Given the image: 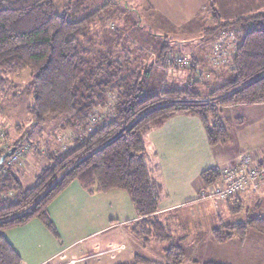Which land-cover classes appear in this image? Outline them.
<instances>
[{
    "label": "trees",
    "instance_id": "obj_1",
    "mask_svg": "<svg viewBox=\"0 0 264 264\" xmlns=\"http://www.w3.org/2000/svg\"><path fill=\"white\" fill-rule=\"evenodd\" d=\"M204 1L212 25L205 32L227 29L235 38L230 61L219 66L229 71L231 79L210 89L211 103L200 102L201 94L192 84L163 87L160 93L149 95L143 74L117 75L121 71L111 70L109 64L92 66L87 32L98 10L80 17L79 7L70 12L58 0H0V83L9 75L26 72L32 94L27 114L32 126L42 129L53 122L60 130L76 134L63 152L37 150L36 161L41 167L31 185L25 186L10 170L0 172V194L14 193L0 199V264H22L3 232L34 218L52 227L47 206L72 181L88 192H126L141 218L131 231L143 240L167 245L163 263L142 257L136 258L137 263H184L182 248L167 235L171 228L157 219L164 191L158 166L152 163L155 153L147 150L145 137L170 117L190 113L202 123L209 144L216 146L228 135L218 117L223 107L264 102V13L222 22L215 1ZM164 48L158 59L164 60ZM106 90L113 97V113L106 112L90 130L94 109L107 105ZM23 140L24 135L12 145ZM200 177L204 185L213 184L219 178V167L204 170ZM242 194L225 200L230 214L242 211ZM262 203L257 200L252 210ZM255 212L243 222L221 223L212 230V237L222 243L234 237L243 241L249 231L264 236V215Z\"/></svg>",
    "mask_w": 264,
    "mask_h": 264
},
{
    "label": "crops",
    "instance_id": "obj_2",
    "mask_svg": "<svg viewBox=\"0 0 264 264\" xmlns=\"http://www.w3.org/2000/svg\"><path fill=\"white\" fill-rule=\"evenodd\" d=\"M214 1L222 22L262 14L260 9L264 7L261 3L257 6V0ZM145 2L153 16H159L165 22L182 25L203 14L204 24L211 23L204 0ZM226 30H219L217 38L207 49L211 50L224 32L230 33ZM227 43L231 44L230 38L227 39ZM212 63L211 59L208 60L209 79H226L229 71ZM229 110L236 111L234 115L236 119H239V112L242 111L240 118L245 123L244 131L236 134L235 149L229 150L231 152L229 160L237 158L240 150H243L257 152L259 161L264 162V102L223 107L221 113ZM239 121L232 124H238ZM243 121L240 122L241 127ZM145 143L149 153H155L152 163L158 166V179L164 191L156 213L158 221L171 228L167 235L171 237L173 243L180 247V244L187 246L181 248L183 253L185 249L189 251L192 257L188 260L193 264L211 262L212 260L202 258L200 253H203L205 247L223 244L216 242L211 235L212 230L218 226L213 225L206 231L203 229L199 231V224L183 226L177 217L172 216L177 210L184 208L189 217L199 215L198 205L203 201L213 203L219 211L221 207L228 212L225 201L201 198L207 193L208 186L203 184L200 174L206 170V156L211 164L216 163L215 168L228 163L229 160H221V147L219 144L216 146L209 144L201 122L190 113H178L167 119L160 127L153 128L146 135ZM222 144L225 145L226 142ZM226 152L225 149L223 153ZM241 199L244 205L248 204L250 211L257 200H262V206L259 209L256 207L254 211L264 210V190L254 195L243 196ZM47 213L52 227L37 218L22 224L28 233L35 234V238L30 235L26 256H21L13 246L14 232L8 230L3 233L20 255L22 264H146L137 263V257L159 263L165 261L163 251L167 247L166 244L143 240L131 231L133 225L141 218L123 190L88 192L78 182L72 181L50 201ZM193 222L198 223V220ZM36 233L41 236L36 237ZM251 236L254 240L261 239V236L254 233Z\"/></svg>",
    "mask_w": 264,
    "mask_h": 264
},
{
    "label": "rangeland",
    "instance_id": "obj_3",
    "mask_svg": "<svg viewBox=\"0 0 264 264\" xmlns=\"http://www.w3.org/2000/svg\"><path fill=\"white\" fill-rule=\"evenodd\" d=\"M145 1L58 0V4H62L64 7L67 6L70 12L78 11L77 8L79 7L82 10L79 13L81 14L80 17L99 11L94 25L87 32L88 50L90 51L88 59L92 66L102 63L109 64L112 66L111 70L121 71V74L117 73V75L130 72L143 74V77L146 78L145 92L149 95L160 93L163 87L183 88L187 84H192L197 92L201 94L199 101L211 103L210 89L219 87L231 79L229 78L230 73H228L226 79H209L208 60L213 56L215 48L214 45L211 50L207 47L217 38L219 30L206 33L205 29L211 28L212 25L211 23L204 24L203 14L182 25L165 22L159 16H153ZM260 3L264 5V0L256 1L257 6ZM260 10L264 13V7H261ZM164 46L163 53L166 58L174 59L180 55L179 57L188 64L168 63L165 57L164 60L158 59L160 49ZM167 51H169V54H167ZM146 66L150 67L144 69ZM163 69H165V72ZM146 70L149 74L145 73ZM6 78L5 82L0 83V131L3 134V138L0 139V172L4 173L10 170L19 175L25 186H29L33 183L34 176L41 167L36 161L35 154L37 150H43L44 152L49 148L56 153L58 151L63 152L76 134L73 132L74 130H60L59 125L53 122L42 129L34 125L33 127L31 124L32 119L27 114V106L30 105L32 99L31 91L28 88L30 83L28 74L24 72L16 76L9 75ZM104 95L107 105L105 107L98 105L94 109V113L89 117L90 130L94 124L100 123L106 112L108 114L113 113V97L107 90ZM92 99H95V97ZM241 112H239V119L234 118L236 114L234 110H229L218 116L227 123L225 129L228 132V135L218 143L221 147V160L227 161L230 159L231 152L229 150L235 149L234 144H237L236 134L244 131L245 123L240 118ZM238 120H240L238 124H232ZM242 121L241 127L240 122ZM23 135V141L16 146L12 145ZM222 142H226V144L223 145ZM222 146L224 147L222 148ZM21 148H26L25 154L12 168H7V160L16 150ZM225 149L227 152L223 153ZM9 151L11 153L6 156ZM244 152L247 151L240 150V153ZM240 153L239 155H241ZM207 158L206 156L205 169L215 167L216 163L211 164ZM9 193L7 195L1 193L0 199H5L6 196H14V193H11L12 195H9ZM124 193L126 194L125 191ZM245 195L242 194V196ZM198 206L199 215L189 217L184 208L177 210L172 217H177L183 226L199 224L198 230L203 229V231H206L207 228L213 225L243 222L248 217L256 215L254 210L249 212V209H247L248 204L243 206L242 211L235 215L224 211V209L222 210L221 207L219 211L216 205L207 201L201 202ZM257 214L264 215V211L260 210ZM194 220H198V223L193 222ZM23 228V225H20L5 231L11 230V232H14L13 246L21 256H26L28 255L30 235L35 238V234L28 233ZM252 233L261 236V239L254 240L251 236ZM176 234L177 232L174 233L175 236ZM40 236L39 233H36V237ZM180 245L183 249L187 247L186 245ZM202 251L203 253H200L202 258L212 260L211 262L214 263L264 264V236L249 231L243 241L234 237L232 240L223 242V244L205 247ZM184 254L185 261L183 264H193L188 260L192 256L187 249H185Z\"/></svg>",
    "mask_w": 264,
    "mask_h": 264
},
{
    "label": "built area",
    "instance_id": "obj_4",
    "mask_svg": "<svg viewBox=\"0 0 264 264\" xmlns=\"http://www.w3.org/2000/svg\"><path fill=\"white\" fill-rule=\"evenodd\" d=\"M230 32V31H229ZM230 38L231 44L227 43ZM233 33L224 32L214 45L212 64L216 66L225 65L230 61L231 50L235 49ZM166 61L176 64L187 65L181 57L174 59L166 58ZM170 65V64H169ZM3 134L0 131V139ZM26 148L16 150L7 160L6 167L19 162ZM264 190V162L259 161L257 152H244L237 158L219 167V178L208 186L207 193L201 198L218 199L225 201L242 193H258ZM9 195H12L9 193Z\"/></svg>",
    "mask_w": 264,
    "mask_h": 264
},
{
    "label": "water",
    "instance_id": "obj_5",
    "mask_svg": "<svg viewBox=\"0 0 264 264\" xmlns=\"http://www.w3.org/2000/svg\"><path fill=\"white\" fill-rule=\"evenodd\" d=\"M10 153H11V151H9V152L6 154V156L9 155Z\"/></svg>",
    "mask_w": 264,
    "mask_h": 264
}]
</instances>
